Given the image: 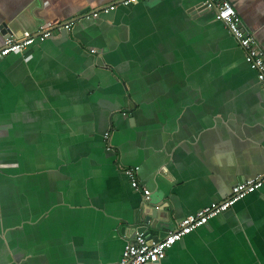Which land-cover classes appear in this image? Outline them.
Here are the masks:
<instances>
[{"label":"crops","instance_id":"crops-1","mask_svg":"<svg viewBox=\"0 0 264 264\" xmlns=\"http://www.w3.org/2000/svg\"><path fill=\"white\" fill-rule=\"evenodd\" d=\"M116 1L0 0V48L56 25L0 60V264H119L148 218L169 233L264 173V88L216 13L141 0L83 19ZM231 1L264 47V0ZM149 264H264V187Z\"/></svg>","mask_w":264,"mask_h":264},{"label":"built area","instance_id":"built-area-1","mask_svg":"<svg viewBox=\"0 0 264 264\" xmlns=\"http://www.w3.org/2000/svg\"><path fill=\"white\" fill-rule=\"evenodd\" d=\"M141 0H117L111 5H107L96 11H90L83 15V19H99L103 14L114 12L119 7L130 8ZM204 6L216 13L217 20L222 22L232 37L239 43L247 65L257 74V79L262 88H264V47L260 44L256 35L248 31L244 25L243 19L234 7L231 0H204ZM75 23L70 22L63 27L72 32ZM56 25L44 22L39 25L35 32H26L20 37L8 36L4 45L0 48V60L13 55L26 52L37 42H45L52 37V32ZM92 50V54H96ZM112 133L108 131L104 135V140L108 151L113 150L111 143ZM140 167H125L124 173L131 182L132 188L140 191L141 182L138 178ZM264 187V173L254 179L239 184L233 190V193L225 201L213 203L198 211L194 215L185 218L179 226L168 233V235L158 242L149 240L144 233H136L126 242L122 259L119 264H149L151 262H161L166 259L168 252L185 237L193 234L199 229L206 227L212 219L228 212L239 202L243 201L249 195L257 193ZM146 200L150 199V191L143 189Z\"/></svg>","mask_w":264,"mask_h":264},{"label":"water","instance_id":"water-1","mask_svg":"<svg viewBox=\"0 0 264 264\" xmlns=\"http://www.w3.org/2000/svg\"><path fill=\"white\" fill-rule=\"evenodd\" d=\"M190 14H192L194 17L198 16L200 13H209V12H212L210 10H208L205 6H204V2L199 5V6H196L195 8H192L190 9ZM222 23V22H221ZM153 221L148 218L147 219V228L146 229H140V231H138V233H144L145 236L153 241V242H158L160 241L161 239L165 238L168 233H162L161 235H159L158 237H152V235L150 234L151 232H149V227L153 226Z\"/></svg>","mask_w":264,"mask_h":264}]
</instances>
